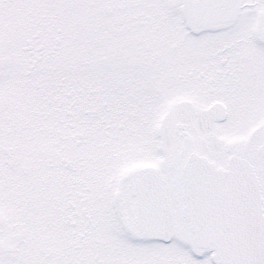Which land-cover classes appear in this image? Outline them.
<instances>
[{"label": "snow or ice", "instance_id": "snow-or-ice-1", "mask_svg": "<svg viewBox=\"0 0 264 264\" xmlns=\"http://www.w3.org/2000/svg\"><path fill=\"white\" fill-rule=\"evenodd\" d=\"M0 264H264V0H0Z\"/></svg>", "mask_w": 264, "mask_h": 264}]
</instances>
